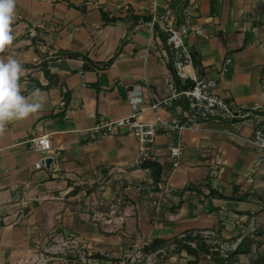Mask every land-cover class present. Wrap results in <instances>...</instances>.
<instances>
[{
    "label": "crops",
    "instance_id": "1",
    "mask_svg": "<svg viewBox=\"0 0 264 264\" xmlns=\"http://www.w3.org/2000/svg\"><path fill=\"white\" fill-rule=\"evenodd\" d=\"M167 6L171 0H17L11 26L15 39L0 58L19 60L26 69L22 94L38 89L45 103L29 118L8 123L0 135V264H22L43 237L72 236L93 247L120 250L193 229L221 238L233 249L242 236L254 234L264 216L259 191L264 189L259 177L264 161L249 176L256 162L249 141L253 121L209 119L194 129L160 132L155 140L161 167L156 184L149 168L134 164L138 145L131 133L98 138L90 133L101 120L132 113L127 94L133 84L146 87L137 119L154 117L147 109L152 99L147 91L164 96L174 79L169 49L161 38L165 34L159 24L158 30L151 24ZM187 13L190 27L184 41L199 56L197 75L216 79V92L229 102H259L264 86V0H190ZM103 14L116 19L104 22ZM171 20L175 26L174 12ZM59 50L98 62L114 60L104 70H83L80 57L52 60L48 69L59 84L43 88L48 80L39 65L41 55ZM226 57L232 61L222 73ZM97 82L98 87L92 86ZM185 106L181 101L159 113L173 121ZM46 133L51 150L41 153L30 140ZM179 138L184 151L174 169L169 146ZM43 156L44 166L34 168ZM209 189L235 197H209ZM254 239L258 243L252 255L240 254L233 264H253L254 257L264 255V232Z\"/></svg>",
    "mask_w": 264,
    "mask_h": 264
},
{
    "label": "built area",
    "instance_id": "2",
    "mask_svg": "<svg viewBox=\"0 0 264 264\" xmlns=\"http://www.w3.org/2000/svg\"><path fill=\"white\" fill-rule=\"evenodd\" d=\"M186 1L184 8V24L180 27H175L172 23L173 9L170 6L166 7L164 15L160 17H152L151 24H159L161 30L166 36V43L170 53V61L174 75L180 83L186 84L188 81L191 85L185 88H178L174 79L168 83V93L164 96L157 97L151 91H147L152 98L150 109L154 113V117L148 121H140L137 119L141 112L140 104L143 99V94L146 92V87L137 83L131 85L128 89L127 99L132 109L129 115L119 117L113 120H101L90 129L93 137H102L109 134H115L118 131H127L131 133L138 145V154L134 164L139 166L146 161H156L157 154L155 149L156 136L160 132L169 134L177 131L181 132L187 129H194L197 123L202 120L228 121L235 120L253 121L254 128L249 139L255 154V167L251 169L252 175L256 168L264 161V86L261 92V100L250 105L233 103L227 101L217 92L218 82L213 78H205L197 75L193 66V58L190 48L185 44L184 35L187 33L189 26V16L187 8L190 0ZM117 8H120L118 6ZM195 33L203 35L201 29L194 28ZM232 58L226 57L221 72H227ZM181 101L186 103V106L179 110V118L173 121L164 119L159 113V109L170 107L178 104ZM60 105H65V101H60ZM30 142L35 149L41 153L51 150L49 134H41L33 137ZM184 151L183 139L179 138L174 144L169 146V154L173 168H177L180 164L181 157ZM47 156L41 157L34 163V168L40 169L45 164ZM220 161L217 160L216 164ZM164 190L169 191L170 187L167 184H160ZM146 244V243H144ZM209 257V255H207Z\"/></svg>",
    "mask_w": 264,
    "mask_h": 264
},
{
    "label": "trees",
    "instance_id": "3",
    "mask_svg": "<svg viewBox=\"0 0 264 264\" xmlns=\"http://www.w3.org/2000/svg\"><path fill=\"white\" fill-rule=\"evenodd\" d=\"M186 6V1L182 0H171V6L173 9V12L175 14V26L179 27L183 23L184 19V8ZM104 22L113 21L116 18L115 17H107L106 14L102 15ZM138 18V17H137ZM153 27L158 30V24H154ZM161 38L166 43V36L162 35ZM33 42L37 44V41L35 38H33ZM167 45V43H166ZM168 49V45H167ZM37 50V49H36ZM192 58H193V66L199 67L200 66V59L196 52L191 51ZM41 61L39 63L44 76L48 80V83L45 86H42L43 88L49 89L53 86H56L59 84V80L57 75L50 72L48 69V63L52 60H58L63 58H75L80 57L83 60L82 68L83 70H104L108 68L113 60L114 56L108 59L105 62H98L93 61L90 58H88L87 55L67 51V50H59L55 53H53L51 56L46 57L45 55H41ZM174 80L178 86V88H185L188 85H191L192 82H187L186 84H181L178 78L174 75ZM94 87H98V82L92 84ZM65 99L67 98V95L64 94ZM141 165L145 166L146 168L150 169L151 176L153 178L154 183L156 184L160 180L161 175V167L156 161H146L143 162ZM245 195H248L249 193H244ZM209 197H218L222 199H233L235 196H225L219 193L218 191L214 189H209L208 193ZM242 198V197H240ZM264 206V203H263ZM0 220V225H1ZM103 232V231H102ZM262 232L259 230L257 232L258 235H261ZM105 234H108L104 232ZM220 237V236H218ZM237 236L233 237L236 238ZM213 237L210 235H204L199 230H186L182 235H175L171 238H161V237H155L151 240H149L146 244L142 245L141 249L145 255L149 254H156V256H161V250L163 248H166L168 250V247L170 245H175V247L169 252L165 251V255H162V260L167 259L169 256L177 255L178 258L184 259V264H199L202 260H207L206 256L209 255L208 260H210V264H233L234 262L238 261L240 254H245L248 256L252 255V246L257 245V240L254 239V234H246L242 236L241 240L237 243V245L233 248L228 250L225 254V257H222L221 252L219 248L216 245H213L209 243ZM88 256L90 258H95L100 264H118L120 260L117 257L111 256L110 254L102 253L99 250H92L89 252ZM253 264H261L264 262V255H257L254 259L251 260Z\"/></svg>",
    "mask_w": 264,
    "mask_h": 264
},
{
    "label": "rangeland",
    "instance_id": "4",
    "mask_svg": "<svg viewBox=\"0 0 264 264\" xmlns=\"http://www.w3.org/2000/svg\"><path fill=\"white\" fill-rule=\"evenodd\" d=\"M259 177L264 179V174ZM260 189L259 191L264 195V189ZM255 228L254 235L257 234V230L264 231V216L258 221V225ZM203 234L206 235L205 233ZM42 239V241L38 242V247H31V256L26 257L22 264H100L101 262L97 259L88 256L92 250H100L104 253L112 251L111 256L120 260L118 264H180L181 262L175 254H171L167 259L162 260V255H165V251L169 252L175 247L173 244L168 247V250L163 248L161 256H156L155 253L145 255L141 247H122L120 250L117 247H93L91 242H83L72 236L46 237L45 240L43 237ZM209 243L219 248L222 257H225V253L231 249L230 246L228 247L222 243L221 238L214 237ZM110 248L113 249L109 250ZM208 258L206 256L210 264Z\"/></svg>",
    "mask_w": 264,
    "mask_h": 264
},
{
    "label": "clouds",
    "instance_id": "5",
    "mask_svg": "<svg viewBox=\"0 0 264 264\" xmlns=\"http://www.w3.org/2000/svg\"><path fill=\"white\" fill-rule=\"evenodd\" d=\"M17 0H0V53L13 44L12 24ZM26 69L16 58H0V135L8 123L25 120L44 107L45 97L38 89L29 96L22 94L21 78Z\"/></svg>",
    "mask_w": 264,
    "mask_h": 264
}]
</instances>
